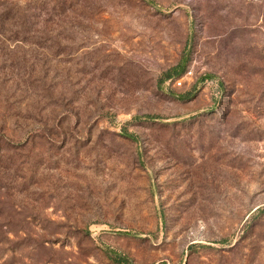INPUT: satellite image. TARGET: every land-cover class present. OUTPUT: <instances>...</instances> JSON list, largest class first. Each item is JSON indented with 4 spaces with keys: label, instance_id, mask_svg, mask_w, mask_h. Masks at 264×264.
Returning <instances> with one entry per match:
<instances>
[{
    "label": "rangeland",
    "instance_id": "374dc122",
    "mask_svg": "<svg viewBox=\"0 0 264 264\" xmlns=\"http://www.w3.org/2000/svg\"><path fill=\"white\" fill-rule=\"evenodd\" d=\"M264 264V0H0V264Z\"/></svg>",
    "mask_w": 264,
    "mask_h": 264
},
{
    "label": "trees",
    "instance_id": "16d2710c",
    "mask_svg": "<svg viewBox=\"0 0 264 264\" xmlns=\"http://www.w3.org/2000/svg\"><path fill=\"white\" fill-rule=\"evenodd\" d=\"M119 263H121V264H122V262H119Z\"/></svg>",
    "mask_w": 264,
    "mask_h": 264
}]
</instances>
